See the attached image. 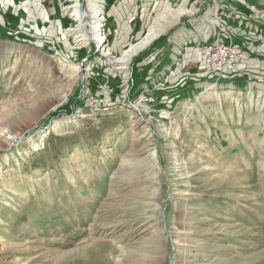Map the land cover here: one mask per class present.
<instances>
[{"label": "rangeland", "instance_id": "1", "mask_svg": "<svg viewBox=\"0 0 264 264\" xmlns=\"http://www.w3.org/2000/svg\"><path fill=\"white\" fill-rule=\"evenodd\" d=\"M103 1L101 52L77 46L70 0L28 20L24 0H0V264H264V90L159 61L168 41L178 54L241 40L213 34L239 16V71L264 47V0H186L126 78L114 62L184 0H143L121 39Z\"/></svg>", "mask_w": 264, "mask_h": 264}, {"label": "crops", "instance_id": "2", "mask_svg": "<svg viewBox=\"0 0 264 264\" xmlns=\"http://www.w3.org/2000/svg\"><path fill=\"white\" fill-rule=\"evenodd\" d=\"M24 1L26 2V0H24ZM138 1L137 0H113V3H112V5H111V7H110V9L108 11V14H110V17H109L108 21H109L110 25H113L115 27L114 30L110 31V35H108V36H111L110 39H112V38H115V39L116 38L117 39L123 38L126 35V33H128V31H129L128 29L130 27H134L135 26L134 23L132 24L133 13H131V11L134 8L136 9L138 7V4H139V6L141 8V5L143 4V0H138ZM160 1L161 2H165L164 0H159L157 3L154 1V5L153 6L156 5V7H157V4L160 5ZM23 4L26 5V7L24 6L25 7L24 11H26L25 15H27L29 12H33L31 7L32 8H36L34 6L29 5L27 2L23 3ZM148 5H149V3H148ZM161 6H163V5H161ZM165 7H167V6H165ZM113 8H114L115 12L112 11ZM144 8H147V7H144ZM227 8L228 7L224 6L223 8H221V10H225L227 12L228 11ZM36 9H38V8H36ZM243 10H245V9H243ZM111 11H112V13H111ZM215 13H217V12L216 11L214 13L211 12L210 14L213 15V17H214ZM223 14L227 15L225 12ZM239 15L240 16L245 15V17H246V14H243V15L239 14ZM29 17H30V15L28 14L26 20H28ZM233 17H235V16H233ZM261 17H263L261 12H257V13L255 12L254 15L251 16L253 21L258 23V24L260 23V21H262ZM234 19L237 21L236 25L240 26V24H239V22L241 21L240 17L236 16ZM218 20H219V22L217 21V19H215V21H214V24H215L214 31H213L214 35L218 34L217 33V29H221L220 28L221 26H222V28L224 30L226 29L228 31V36H231L230 34L233 33V34H236V36H240L241 37V40L235 41L237 43H240L243 40V38L247 39L246 38L247 35L250 34L249 31H247V30H245V31L241 30V27H237L236 26L234 28V26H233L234 24L232 22H230V21H225V19H223V18H220ZM207 23L211 24L212 22L208 21ZM43 32H44V28L41 30V33H43ZM206 34H207V38L206 39L207 40L210 39V38H208L209 37V32L208 31H205L203 33V35H202L203 38H204V35H206ZM225 38H226V36L222 35V37H220V39H218V40L221 41V40H223ZM206 39L204 38L203 40L206 41ZM199 40L201 41V39H199ZM203 40L201 41L202 43H203ZM218 40L214 38L210 42L214 43V42H217ZM169 42L170 41H168L166 43V45H163V47H161L162 48L161 50H163V52L159 56V58H160L159 61H161V62L165 61L166 62L165 65H164L165 67H168V65H173L174 55L175 56H177V55L180 56V62L182 64V66H184V67L186 65L193 64L195 62L198 63L200 68L204 67L203 63L200 60V53H201V50H202L203 47L202 48H191V49H188V50L186 49L185 51L181 50L180 53L177 54V53L174 52L173 46H170L169 49H167V51L165 52L166 48L170 44ZM114 45H115V43H114ZM263 48H264L263 45L257 47L256 53H258V54L256 56L253 55L252 59L249 60L248 65L245 66V67H240V70L235 72V73H222L219 76L217 73L209 74V73H205L204 72L205 74H203V75L208 76L209 78L215 76V78H214L215 80H219L218 78H220V77L221 78H229V76H230V78L235 77L237 79L236 81H238V80L239 81H244V80L245 81H254L255 85H258L259 88H262L264 90V51H263ZM259 49H262V50L260 51ZM181 52H182V55H181ZM193 57H194V59H193ZM160 66H161V64L159 63L156 68H159ZM182 66L181 65H177L175 68L173 67V70L175 72H177L176 71L177 68H180ZM165 67H164V69H165ZM162 70L163 69H161V72H162ZM174 71L171 72L170 74L168 73L164 77V81L163 82H168L167 80H169L170 83H172L173 82V78L172 77L174 76ZM159 86H161V85H158L156 88H159Z\"/></svg>", "mask_w": 264, "mask_h": 264}, {"label": "bare ground", "instance_id": "3", "mask_svg": "<svg viewBox=\"0 0 264 264\" xmlns=\"http://www.w3.org/2000/svg\"><path fill=\"white\" fill-rule=\"evenodd\" d=\"M104 2L105 1L103 0L88 1L89 12L85 13L81 8L80 0H70L71 4L69 7H67V9L69 10L70 17H72L75 23H77L76 28L71 29L70 33L74 35L73 33H75V31L77 30L76 35H74L75 41L77 42V46L87 45L89 41L92 40L94 43H97L98 46L102 44L100 46L99 51H104V47L106 46V44H103L104 42L101 41L102 37L100 34L101 30L99 21L103 19V17L101 16V5L103 6ZM171 9H168L166 13H164V15L160 17V20H157V23H154L156 25L150 28L148 30V33H146L145 37L140 39L138 43H136L135 45H130L128 48L126 47V45L125 47L127 49L124 50V52H122L123 54L121 55V57L114 62L115 69L120 71V73H122L125 78L127 77V72L125 71L126 67L133 58V56H135L138 52L146 48L151 42L155 40L158 34L164 32L166 29L169 28V26L177 22L182 15L188 14V10L186 9V0H184V2L178 9ZM86 15L89 17V21L87 22H85ZM82 27H85V30H80V28L82 29ZM204 38H207V34L204 35ZM106 48L107 50L110 49L108 46ZM5 132L6 131H0V139L7 137V134H4ZM7 133L9 134L8 131Z\"/></svg>", "mask_w": 264, "mask_h": 264}, {"label": "built area", "instance_id": "4", "mask_svg": "<svg viewBox=\"0 0 264 264\" xmlns=\"http://www.w3.org/2000/svg\"><path fill=\"white\" fill-rule=\"evenodd\" d=\"M51 0H26V2L39 9H45L50 5ZM101 16L103 17L104 7ZM245 54L242 47L235 42L206 43L201 50V62L207 73H231L239 69L238 65L243 61Z\"/></svg>", "mask_w": 264, "mask_h": 264}]
</instances>
